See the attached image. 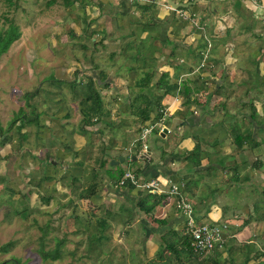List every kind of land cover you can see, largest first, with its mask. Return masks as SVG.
I'll use <instances>...</instances> for the list:
<instances>
[{"label": "crops", "instance_id": "0c3cea01", "mask_svg": "<svg viewBox=\"0 0 264 264\" xmlns=\"http://www.w3.org/2000/svg\"><path fill=\"white\" fill-rule=\"evenodd\" d=\"M106 1L113 4L115 0ZM175 1L187 2V0ZM240 1L238 0L237 6L234 5V0H198L196 4L193 1L190 4L192 8L187 9L194 15L190 19L178 15V8L165 9L166 7L163 8L159 5L158 10L157 4L154 3L160 2L161 4L162 0L152 1V11L148 14V11L146 12L144 16L148 18L143 21L156 19V21L160 20L162 24H155V27L158 25V30H154L156 36H153L155 38L149 43L151 47L155 45L156 48L143 50L149 54V62H144L145 67L138 64L134 55L130 56L131 53L134 54L138 51L133 43L129 47L125 46L126 40L134 42V39H142L148 34L145 27H142L137 35L133 33L132 29L125 30L127 23L132 24V21H137V18L132 15V10L134 8L141 9L140 7H131L130 13L117 12L118 25L123 26L118 33L107 32L104 22L96 23L99 26L96 31L89 32L85 28L87 31L84 33H88L89 36L93 32H102L100 41L91 37L93 44L98 41L102 46H105L108 42L115 43L120 40L118 49L111 50L109 56L122 55L127 62H122L115 74H119L117 72L122 66L126 69V73L116 75L119 78L113 80L103 69L97 70L96 75L92 74L95 83H101L100 87L104 88L101 90L103 92L101 98L104 108L108 111L106 115L102 116V119L95 123L83 121L80 107L83 93L74 97L72 92L70 95L62 89L57 91V89L43 88V81H47L44 74L45 79L43 78L36 86V88L39 87V91L35 97L33 96L35 99H33V103L36 106L34 112L35 115H39L38 119L28 121L18 119L10 130V139L8 138L6 143L0 145V159H7V156H11L14 151L11 143L19 141L21 151L19 161L25 163V167L29 166V169L31 166L29 160H36L39 163L40 174L34 184L29 182L28 177L20 183L24 187L10 181L13 188L18 190L16 197L27 196L23 198L29 200L27 204L31 205L30 200L33 199V196L31 192L29 194L27 192L35 186L40 193L38 204H34L33 207L39 208L41 200L43 201L42 206H45L56 202L63 194L66 200L62 204L69 207L66 215L72 216L82 226L87 225L88 228L91 223L96 226L100 218L105 220L104 236L100 240L95 238L96 240L105 242L109 230H113L116 224H125L127 228L122 230L125 243L130 244L129 240H133L135 245H140L136 248L140 254L137 258L139 264L142 263V258H140L142 255L146 258L155 257L161 248L159 235L170 228H183L184 216L175 208L173 197L166 191L167 185L162 184L163 188L161 189L165 191L161 192L159 189L155 191L165 194L164 198L155 206L152 213L146 214L134 203L139 192L144 189L119 184V180L113 178L109 171H114L118 166L127 164L126 169H131L133 166L144 168V171L138 174L142 181L158 178L162 181L183 179L184 182H187L189 177L194 178L196 175L193 169L200 172L205 168H212V165H217L215 162L217 158L222 160L224 153L231 152L234 155V151H236L233 145L231 122L225 119L227 114L230 117L229 112H231L229 111L231 106L226 107V102L233 103L232 99H235L237 105H240V109L237 107L239 116L242 115V119L245 117L248 119V123L242 122L241 125L244 127L250 123L255 134H258L255 131L259 128L258 123L262 122L261 124L264 126V113L263 116H260L261 113H256L258 108H264V96H262V93L264 95V0ZM96 3L99 5L98 0ZM101 7L104 8V3ZM141 10L143 11V9ZM77 17L79 16L75 14L72 19L76 18L77 20ZM96 17L91 16L88 21ZM193 19L204 21L206 29L203 26L202 31L208 30V34L204 32L206 40L202 41L211 43L208 56L209 66H200L199 64L202 58L201 49L207 45L200 41L203 37L201 33L186 32ZM83 28L79 30L72 25L70 30L74 29L75 32L78 30L77 33L81 35ZM181 39L182 42H179ZM194 40L200 41L199 44ZM143 42L147 43L144 39ZM82 47L88 48L86 44H83ZM96 49L89 50L96 51ZM198 52L201 56H198ZM172 57H176L177 61L173 63ZM91 58L92 56L89 59L91 60ZM98 66L99 64L96 65V68H99ZM152 67L155 69V73L151 79L150 87L144 89L146 94L153 98L155 93L160 92L156 82L161 72L165 71L168 72L170 81H176L186 88L189 87L192 102L188 106L183 105L184 95L176 92L163 95L160 108L163 119L155 121L154 124L159 125L160 128L164 126L168 131L160 134L161 138H152L150 136L152 131L141 138L143 126L137 120L138 117L130 111V99L138 91L137 80L145 69ZM158 71L160 73L157 76ZM63 74H67L66 67ZM77 78L82 80L78 75ZM85 81L82 80V82ZM47 82L52 84L53 81ZM64 86L68 87V91L70 90L69 83H62L61 87ZM111 90L115 94L105 96L104 93H112ZM240 90H242L241 93ZM43 91L49 95L53 94L52 97L44 96ZM69 99L77 101L79 107ZM180 111H183L182 114ZM41 114L43 117L40 116ZM199 126L207 128L198 134L199 140L203 143L202 148L206 152L201 159V164L193 166L191 162L183 160L181 157H173L170 152H183L194 146L196 139L193 137V132L194 128ZM169 131H174V135L168 137L170 140L162 139L169 135ZM196 131L197 129L195 133ZM3 133L7 132L3 131ZM260 133L264 136V132ZM56 136L60 139H57ZM69 140H72L71 149H67L65 146L69 145ZM144 144L147 145L146 148L143 146ZM119 155L124 157L122 161L116 164L110 162L111 159H116ZM102 156L106 159V163L99 166L98 162ZM13 159L16 161V165L13 166L18 169L22 178L25 177L27 169H20L21 163L18 162L16 156ZM94 171L97 172L95 178ZM185 175L188 176L185 178ZM94 180L96 191L89 194L87 188ZM62 181H65L66 185H63ZM188 183H186L187 188L186 186L184 188V194L192 202L196 218L201 221L207 218L211 221H221L224 216L230 215L229 230L226 232L224 247L219 252L220 256L229 259L240 255L242 258L238 264H264L262 256L264 255V223H262L264 218L262 219V216L257 214L260 208L256 210L252 206L244 210L243 207L237 211L233 209L236 212L226 214L227 206L224 208L222 200L216 198V195L212 197V180L209 182L210 184L204 183L207 187L201 186L197 179L195 182L189 181ZM244 191L246 192V190ZM63 192L67 194L65 195ZM81 193L86 194L82 196ZM206 198L209 199V203L205 206ZM118 199H123L126 202L124 210L121 209V204L118 207L115 206ZM27 204L26 209L28 208ZM93 208H96V211H93ZM101 209H103L102 213H100ZM250 211L253 214L251 219L248 217ZM92 216H94V220H91ZM164 217L166 221L163 224L157 222V219ZM238 220L240 223L237 222ZM252 221L254 226L250 224ZM128 227L133 231L128 230ZM138 230L140 231L139 237L135 234ZM115 233L120 237L119 232ZM108 251V257H111V262H113L114 252L109 251V254Z\"/></svg>", "mask_w": 264, "mask_h": 264}, {"label": "rangeland", "instance_id": "374dc122", "mask_svg": "<svg viewBox=\"0 0 264 264\" xmlns=\"http://www.w3.org/2000/svg\"><path fill=\"white\" fill-rule=\"evenodd\" d=\"M79 1L80 0H77L73 4L74 6H67L62 4L61 0H57L51 4L47 3L48 0H20L19 6L9 7L5 0H0V122L3 129L0 131L1 136L5 134L3 131L7 132L5 135H10V130L15 126V124H13L10 128L11 120L20 107L26 111L32 109V107L30 108L29 104H27V101L33 102L35 95L34 97L27 98L28 96H25V93L29 92L32 94L40 81L43 78L45 79V76L48 75L51 81L57 78L71 80L77 75L82 80H87L89 75H96L97 70L103 69L109 74L110 79L113 80L119 78L116 75L126 73V69L122 66L120 71L117 72L119 74H115L120 64H122V62H127L124 60V57L122 55H115L114 57L109 56L111 50L118 49L120 40L115 43L108 42L105 46H102L98 41L93 44L92 38L99 40L102 32H93L92 35L89 36L88 33H84V31H87L85 28L90 30L91 27L88 28V24L90 23V26H97L99 22H104L107 32L110 31L114 34L118 33L119 30H122L121 28L123 26L118 25L117 12H121L123 8H125L123 2L130 4L134 0H123V2L122 0H115L113 4L109 3V1L108 4L106 0H103L104 8L99 6L96 0H82V4H80ZM152 1L154 0H151V2ZM239 2L241 1L239 0ZM154 4H157V9L159 5L163 8L166 7L165 9L172 7L166 0H162L161 4L160 2ZM234 5H238V0H234ZM131 7L134 8L136 6L133 5ZM191 8L192 5L189 4V6L183 9L189 13L188 10ZM178 9L177 14L180 15ZM147 11L148 10L142 11L139 8H134L132 10V15L137 18V21H132V24L127 23V27L125 28V30L132 29L133 33L136 35L142 27L146 28L145 30L148 31V34L142 38L147 42L145 46L140 38L134 39V42L132 41L133 45L137 48L141 47V50H147L150 41L155 38L153 37L154 30H158V25L155 27V24H162L158 18L159 21L150 19L144 22L143 19L148 18L144 16ZM148 13H151V11H148L147 14ZM75 14L79 16L77 20L76 18L72 19ZM91 16L97 17L88 21ZM184 18L190 19L191 17ZM203 22L204 21L200 22L197 19H193L191 21L192 24L189 25L186 32H200L203 36H201L202 39L200 41H205L204 32L208 34V30L202 31L203 26L204 29H206ZM146 23H148V25H146ZM150 23L151 27L149 26ZM72 25L79 30L84 27L83 34L79 35L77 33L78 30L76 32L74 29L70 30ZM194 41L198 44L200 42L198 40ZM179 42H182V39L179 40ZM82 44H86L88 48L84 49ZM91 48L97 49L96 51H90L89 49ZM91 56L92 58L90 60L89 58ZM172 58L173 63L177 61L176 57ZM97 64H99V68H96ZM65 67L67 74H63ZM159 73L158 71L157 76ZM168 78L171 79L169 76ZM47 81H43V88H51V90L57 89V91H61L62 89V91L71 95L72 91L71 89L68 91V87L64 86L60 88L59 86L61 84H59V82L54 81L52 84H49ZM100 84L101 83H95V86L102 95L103 92L101 90L104 88H101ZM107 89L110 90V88ZM241 91L242 90L239 92L241 93ZM86 92V88L78 87L77 89V93L85 94ZM111 92L112 93L104 94H106L105 96L108 94H115L114 91L111 90ZM43 94L44 96L50 97L53 95H49L44 91ZM262 96H264L263 93ZM69 101L78 106L77 101H72L70 99ZM232 102L233 103L226 102V107H228V105L231 106L229 111L232 113L229 112L230 117L227 114L225 119L231 122L232 127H238L242 122L248 123L246 117L242 119V115L239 116V113H237V110L240 109V105H237L235 99H232ZM182 112L183 111H180V114H182ZM256 113H261L260 116H263L264 108H258ZM40 116L43 117V114ZM261 123H258L259 128L255 129L258 136H263L260 132H264V126H262ZM25 125H27V123ZM196 129L197 131L195 133ZM202 130H207V128L201 126L194 128V136L198 137V134H200ZM160 132L161 130L158 132L154 130L150 136L152 138H161ZM168 134L169 135H166L167 137L162 139L165 140L167 138L170 140L168 137L174 135V131H169ZM30 138H32V135H30ZM56 138L60 139V137L57 136ZM29 142H31V140H29ZM68 143L69 145L66 144L65 146H67V149H71L72 140H69ZM11 144L14 149L11 156H7V159H0V263L7 258H17L22 264H110L109 261L111 257H108L109 255L107 254L109 250L114 252L112 264H139L137 258L140 254H138L136 248L140 247V245H135L133 240H129L130 244L127 242L125 243V237L122 233L124 231L123 229L127 228L125 224H116L113 230H109L105 242L96 239L89 240L88 234L97 233V227L94 223H91L87 228L86 225L82 226L79 224L72 216H67L66 212L69 207L68 205L62 204L66 200L63 194L60 195V198L56 202L45 206H42L43 201L41 200V206H39V208L33 207L34 204H38L40 193L35 186L27 192V194L31 192L33 196V199L30 200L31 205L30 203L27 204L29 200L27 201L23 198L27 196L20 195L17 198L18 190L13 188L14 186L10 181L12 180L13 183L15 182L19 185L23 179L28 177L30 179L29 182L34 184L40 174V167L36 160H29L31 162L30 169L28 168L29 166L25 167V163L19 161L21 155L20 142L16 141ZM230 154L231 156H229ZM15 156L18 162L21 163L20 169H27V175L23 178L18 169L13 166L16 165V161L13 159ZM222 157H224V159L221 160L217 158L215 160L217 165H212V168L201 170L200 172L193 169L194 173H196L195 178L198 180V183L204 187H207L204 184L205 182L209 183L212 180V197L216 195V198L218 197L222 202H226V214L236 212L239 208L244 207V210H246V208L252 207L253 201L258 197H262L261 192L257 191L254 195L250 192V189L254 186V188L260 190V187L264 186V163L260 168L254 167L252 170L244 168L243 165L251 164L256 158V153L251 148L245 149V155L242 157L237 151H234V155L231 152H226ZM234 160L240 162L238 169L226 170L223 164L228 163L230 165ZM126 165L118 166L114 170L115 173L117 174L121 169H123L124 173L127 170ZM135 167L136 166L131 167L130 171L132 173H134L132 169ZM236 174H239L238 181L239 184L243 186V188H239L237 192L234 191V181L232 180L233 178H231L232 175ZM244 175L246 177L252 176L251 180H244ZM135 177L142 181L139 176L135 175ZM62 182L63 185H66L65 181ZM20 185L24 187L23 184ZM134 187L137 186L134 185ZM244 188L245 190L246 188L250 189L245 192ZM241 190L242 192L240 193ZM63 193L65 195L67 194L66 192ZM125 203L123 199H118V201L115 202V206L118 207V205L121 204V209L124 210ZM204 203L206 206L209 203V199L206 198ZM26 204L28 208L24 213L17 212V209L26 208ZM198 206L201 207V205ZM226 206L224 208H226ZM221 207L224 209L223 206ZM233 209H236V211ZM263 209V207H260L257 214L263 213ZM93 211H96V208H93ZM98 212L96 213L99 214ZM102 212L103 209L100 210V213ZM73 217L76 218L75 216ZM229 217L230 215H226L222 220ZM239 218H241L240 215ZM263 218L262 216V219ZM91 220H94V216L91 217ZM202 221L212 222L208 218ZM237 222L240 223L239 220ZM262 223H264V220H262ZM250 224L254 226L253 221ZM129 228L130 227H128V230L133 231V229ZM116 231L119 232L120 237L117 236L115 233ZM139 232V230L135 232L138 237L140 236ZM59 239L63 241L57 246V240ZM56 246L59 248L60 257L52 259L42 256L41 249L46 252L51 250L54 251ZM223 247L224 245L208 253L198 254V259H189L188 253L184 252L185 259H189L190 261L183 262L182 264H216L213 259L216 256L220 257L219 264H238L242 256L237 255L236 258L233 257L229 259L221 257L219 252H221L220 250H222ZM218 253L219 255H217ZM262 256L264 258V255ZM140 258H142V263L140 264H157L165 262L164 255L163 257L156 256L151 258H146L142 255Z\"/></svg>", "mask_w": 264, "mask_h": 264}, {"label": "trees", "instance_id": "16d2710c", "mask_svg": "<svg viewBox=\"0 0 264 264\" xmlns=\"http://www.w3.org/2000/svg\"><path fill=\"white\" fill-rule=\"evenodd\" d=\"M8 4L9 7H17L20 4V0H5ZM57 0H48V4L54 3ZM77 0H61V3L67 6H73V4L76 2ZM121 1V0H120ZM80 4H82V0L79 1ZM123 2V0H122ZM98 3L100 6L103 5L101 0H98ZM152 3L153 2H148V3H138L137 1H133L132 3H124L123 2V6H125V8H123L122 12L123 13H129L130 12V8L131 6L135 5L136 7H140L141 9L144 10H148V11H152ZM197 3V2H196ZM195 3V4H196ZM180 8H185L183 6H180ZM90 24H88V28H90L89 32L92 31H96L99 29V26H90ZM151 27V23L149 25ZM87 27V26H86ZM12 28V27H10ZM103 31V30H102ZM156 36V35H153ZM101 40V38L99 39V41ZM143 42V39H142ZM130 40H126L125 41V46L129 47L131 46ZM207 42H204L203 44H206ZM144 46L146 45L143 42ZM83 45V44H82ZM137 48V47H136ZM141 47H138L136 52L131 53L130 56L135 57V59L138 61V64L141 65L142 67H145L144 62L147 63L149 62V54L145 53L143 50L140 49ZM148 48H156V46H152L151 44H149ZM198 56L201 54L198 52L197 53ZM196 54V55H197ZM152 60H154V58H151ZM147 66V64H146ZM155 73V69L152 68H148L144 70V73L140 76L139 80H137V93L134 97H132L130 99V111L132 114L136 115L138 118L137 120L140 121V123L142 124L143 127H145L146 125H143V123L149 118L150 116V112H154L155 115L153 117V120L151 122L154 123L155 121H158L161 118V111L160 108L162 107L161 104V98L163 97V95H165L166 93H180L182 95H184V101H183V105H190V103L192 102L191 99V94H189V87L186 88V86L184 85H179L178 82L176 81H170L168 79V72H161L160 76L157 78V88L160 90V92H157L154 94V97L151 98L148 94H146L144 92V89H146L147 87H150V82L151 79L153 77ZM47 80L51 79L49 78V76H46ZM61 80V81H59ZM57 81L59 82V84H66L69 83L70 85V89L72 91V94L74 97H77L78 94H82V93H77V89L78 87H83L86 88L87 92L83 95H81V100H80V104H81V110H82V118L83 121L85 122H97L100 119H102V116L107 114V110L104 108V105L102 103V98H101V94L99 92V90L97 89V87L95 86V80L93 78L92 75H89L87 80L85 82H82V80L78 79L77 76H75L72 80H65V79H61V78H57V79H53V82ZM62 82V83H61ZM61 87V85L59 86ZM39 91V87L36 88V90L30 94L29 92L25 93V96H28L27 98L33 97L37 92ZM144 94V95H143ZM28 100V99H27ZM27 104H29L30 108L32 107V109H28L27 111L25 109H23L22 107H20L16 114L14 115L13 119L11 120L10 123V128L12 127V125L18 120V119H23V121H28V120H32V119H38L39 115H35V104L33 102L27 101ZM252 116L254 117V114H252ZM95 117V119H93ZM243 125H240L238 127H232L231 126V132H232V138H233V145L236 148V151L241 154V157L243 155H245V149L247 148H251L255 153H256V158L253 160V162L251 164H246L243 165L244 168L246 169H253L254 167H258L260 168L262 166V164L264 163V136H258V134L256 135L254 132V129L251 127L250 123L248 125H245L244 127H242ZM156 130L157 132L159 130H161L159 125H155L152 128V131ZM0 131H2V126H1V122H0ZM10 135H2L0 133V145L6 143L7 139L9 138ZM193 137L195 138L196 136L193 135ZM202 141L199 140L198 137H196V142L194 144V146L186 151L183 152H170L172 153L173 157H181L183 160L189 161L192 163L193 166H199L201 164V159L203 158V155L206 153L204 151V149L202 148ZM1 157V155H0ZM223 159V157H222ZM243 161V160H242ZM99 166H103L104 163H106V159H104V157L102 156L101 160L98 162ZM224 168L225 169H233V170H237L238 166L240 165V162L237 160H234L232 164L226 166L225 164ZM209 168H205L204 170H207ZM120 170V169H119ZM144 168L143 167H137L133 170V172L135 173L136 176H138L139 173L143 172ZM110 175L115 178L116 180H119L121 178V176L123 175V169H121L120 171H118V173L116 174L115 171H109ZM238 175H232L231 178H233L232 180L234 181V191L237 192L239 190V188H243L242 185L239 184L238 181ZM93 176L94 178L97 176V172L94 171L93 172ZM188 175H185L184 177L186 178ZM245 176V175H244ZM252 178V176H245L244 180H248L250 181ZM183 180V179H180ZM195 182L196 179L195 177H189V179L187 180V182H185L182 190L184 192V188L187 185L186 183L188 182ZM189 184V183H188ZM124 185H129L131 187H133L134 185L130 182V180H126V183ZM190 186V185H189ZM188 186V188H189ZM250 188H246V192L249 191ZM243 190V189H242ZM242 190L240 191V193L242 192ZM245 190V188H244ZM96 191V182L95 180L92 181L88 188H87V193H93ZM259 191L262 193V197H258L253 201L252 206L254 207V209H258L260 207L264 208V186L260 187V190L258 188H254L251 187L250 192L253 193L254 195L256 194V192ZM86 193H81V195L83 196ZM239 195V193H238ZM165 194L163 193H158L155 190H141L137 196V199L135 201L136 207L143 210L146 214H150L153 212L155 206L162 201V199L164 198ZM224 207L226 206V202H222ZM243 203V202H242ZM26 207V205H25ZM26 210V208H21V209H17V212H22L24 213ZM264 210V209H263ZM260 216L264 217V213L263 214H259ZM250 219L253 218V214L250 211L249 216ZM229 218H226V220L228 221ZM166 221V218H159L157 219V222H159L160 224H163ZM197 222H201V220L199 218H197ZM105 220L103 218H100L97 221V229L98 232L97 233H90L88 234L89 237L88 239H95L98 238L99 240L103 238L104 236V229H105ZM87 226V225H86ZM159 239L161 241V248L158 250L156 256L157 257H163L164 255V259L165 262L164 263H157V264H182L183 262H189L191 258L193 259H198V254H205V253H201L198 251H195L192 246L190 245V234H188L185 231V225L183 226V228L181 229H172L170 228L169 230L162 232L159 235ZM62 239L57 240V246L59 244L62 243ZM225 241H226V233H225ZM7 245V244H6ZM54 248V251H44L43 249H41L42 251V256L44 258L50 257L52 259H56L58 257H60V252H59V248L58 247ZM217 249V248H215ZM214 250V249H213ZM169 252V254H168ZM184 252L188 253L189 255V259L186 260L185 256H184ZM163 253V255H162ZM261 253V252H259ZM155 256V257H156ZM214 261L216 262V264H219L220 261V257H215L213 258ZM7 263H13V264H22L19 259L17 258H7L5 260H3L0 264H7ZM110 264H112L111 260L109 261ZM152 264V263H149ZM200 264V263H199Z\"/></svg>", "mask_w": 264, "mask_h": 264}, {"label": "built area", "instance_id": "2783aa9c", "mask_svg": "<svg viewBox=\"0 0 264 264\" xmlns=\"http://www.w3.org/2000/svg\"><path fill=\"white\" fill-rule=\"evenodd\" d=\"M139 2H150L151 0H137ZM188 2H197L198 0H187ZM254 1V0H253ZM195 2V3H196ZM171 7V6H170ZM179 14L182 17H194L193 14L188 13L185 9L179 8ZM211 43L208 41L207 45L203 47L202 58L200 61V66H209V52ZM163 118H160L162 120ZM155 124L147 125L143 128L141 133V138H144L146 134L152 131ZM163 127H161L162 130ZM145 148L146 144L143 145ZM130 179L131 182L137 186L144 188L146 190H156L159 189L161 192L162 185H167L166 191L173 197L175 202V208L179 210L185 219V231L190 234V245L195 251L205 253L210 252L215 248L222 247L225 242V233L229 230V222L227 220H214L212 222H197V218L194 212V206L189 198L184 194L182 188L185 184L183 180H170L166 179L162 181L158 178H151L147 180L140 181L135 177V174L127 169L121 178L119 179V184H124L126 180Z\"/></svg>", "mask_w": 264, "mask_h": 264}, {"label": "water", "instance_id": "95a60500", "mask_svg": "<svg viewBox=\"0 0 264 264\" xmlns=\"http://www.w3.org/2000/svg\"><path fill=\"white\" fill-rule=\"evenodd\" d=\"M171 6L175 9V8H178L179 6H188L190 4V2H182V1H175V0H167ZM153 117H154V112H150V116L149 118L145 121V125H149L151 124V121L153 120ZM168 131V129L166 127H163L162 128V131L160 132V134L162 135L163 132H166ZM124 159V157L122 155H119L118 158H114V159H111L110 162L111 163H118L119 161H122Z\"/></svg>", "mask_w": 264, "mask_h": 264}, {"label": "clouds", "instance_id": "9594fccd", "mask_svg": "<svg viewBox=\"0 0 264 264\" xmlns=\"http://www.w3.org/2000/svg\"><path fill=\"white\" fill-rule=\"evenodd\" d=\"M151 2V1H150ZM188 2V1H187ZM145 3H148V2H145ZM192 3V2H191ZM190 3V4H191ZM195 3V2H194ZM169 4V3H168ZM171 5V4H170ZM184 7V6H183ZM173 8V7H172ZM178 8H180V6L178 7ZM176 9V8H175ZM155 123V122H154ZM154 123H152V124H154ZM150 125V124H149ZM147 126V125H146ZM144 128V127H143ZM143 131V130H142ZM150 133V132H149ZM141 137V136H140Z\"/></svg>", "mask_w": 264, "mask_h": 264}]
</instances>
